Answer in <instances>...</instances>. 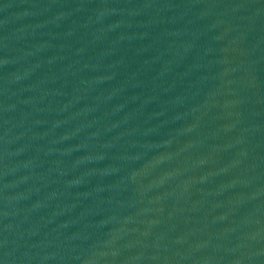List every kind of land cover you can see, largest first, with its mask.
<instances>
[{"label":"water","instance_id":"water-1","mask_svg":"<svg viewBox=\"0 0 264 264\" xmlns=\"http://www.w3.org/2000/svg\"><path fill=\"white\" fill-rule=\"evenodd\" d=\"M0 264H264V0H0Z\"/></svg>","mask_w":264,"mask_h":264}]
</instances>
